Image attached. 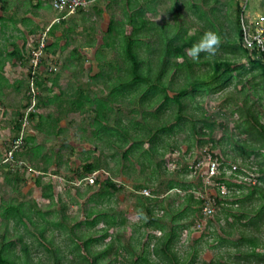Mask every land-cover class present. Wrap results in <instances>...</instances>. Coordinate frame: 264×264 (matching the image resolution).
I'll return each mask as SVG.
<instances>
[{
  "label": "rangeland",
  "instance_id": "1",
  "mask_svg": "<svg viewBox=\"0 0 264 264\" xmlns=\"http://www.w3.org/2000/svg\"><path fill=\"white\" fill-rule=\"evenodd\" d=\"M240 1L130 0L128 3L127 0H96L94 4L67 16V24L70 25L68 43L65 46L66 55L62 60L53 62L54 67L50 71L52 73H41L43 76L56 74V85L50 88L49 82L48 85H40L36 93L44 99L45 96L54 94L53 92L66 91L67 98L63 96L66 101L63 109L72 106L71 101L75 98L73 92L79 88H82L87 98L79 103L78 108L73 105L66 110H60L63 100L57 98L54 105L40 110L44 115L50 113L60 117L57 126L62 129L57 135L36 129V119L24 116L30 101L27 95L25 97V89L22 97H13L11 101L8 99L3 112L0 108V248H4L3 254L14 259L16 264H54L56 257L60 264H132L135 252L145 253L149 264H164V260L151 249L161 231L144 228L141 224L142 218L134 208L136 194H144L143 189L146 188L150 195L162 196L167 204L176 193L183 195L186 191L203 200L199 212H189L187 217L181 220L185 225L182 226L175 248L179 255L183 254L185 260L193 256L190 250L193 247L197 251L194 259L196 264L214 258L220 262L232 258L234 246L228 243L219 244L217 233L221 231V226L227 227L226 212L243 211L252 214L251 209L258 202V192L251 198H245L248 185L261 183L257 178V168L259 162L264 160V154L259 153L257 147L254 149L253 145L254 143L259 146L260 141L258 143L253 137V143H249L246 138L249 133L241 130L245 121L249 120L247 109H251L264 125V77L257 67L251 68L250 70H254L252 72H243L239 79L234 73L231 83L219 90L186 95L182 100L183 119L180 125L175 126L176 132L163 133L161 141L157 143L159 152L157 151L152 161H146L147 165L144 167L137 161H134V164L124 162L120 155L121 148L96 139L89 124L91 116L95 114L97 102L101 110V104L107 103L110 121L116 116L124 120H142L144 112V116H159L162 121L166 116L170 122L175 121L174 103H169V107H164V110L156 115V106L160 100L149 105L151 100L140 99L139 93L135 91L116 98L110 95V82L115 79L116 70L110 68L109 63L122 62L117 60L120 48L118 43H115L117 48L104 47L102 44L104 36H107L110 20H113L115 25L122 24L129 30L132 23L131 14H135L139 9L144 11L148 23L143 31L148 30L146 34L149 35L144 39L149 42L152 39V47L155 49L147 50L146 46H143L141 56L145 60L151 58L154 66L160 48L158 35L163 38L178 32V37L172 44L173 55L168 57L170 68L163 75L167 93L173 95L187 80V70L181 65L183 57H179L180 48L186 51L206 29L218 31L222 42L215 56L201 53L199 61L202 62L194 63V71L201 73L209 69L215 57L231 59L247 67L251 65L246 55L234 54L228 47L230 42H239L234 16L235 7ZM251 2L252 0L248 1L244 15L249 11ZM257 8L264 13L260 3ZM150 23L153 25L147 29ZM161 25H164L167 31L164 32L165 35L159 30ZM193 29L197 30L195 35L191 34ZM62 67L68 71L62 73ZM46 68L42 69L48 71ZM108 70H111V81L105 75ZM26 102L25 107L23 104ZM24 118L27 119L25 125ZM17 124L20 127L16 131ZM23 126L25 128L22 136L28 133L36 134L35 139L42 144V151L33 155L29 147L31 144L28 143L26 149L23 147L18 155L15 154L14 160L4 162L5 150L12 140L19 136ZM246 139L248 141L244 143L243 140ZM94 145L101 161V167L95 177L100 180L107 176L115 182L116 189L108 197L101 198L96 195L100 188L98 183L90 182L84 177H75L76 168L81 166L83 157ZM144 146L146 147L147 143ZM208 151L225 162L218 169V172L223 171L221 177L233 180L236 185L228 189L224 182L216 181L219 173L211 182L206 181V176L201 174V170L205 171L203 160L205 152ZM45 153L53 154L55 159L45 167L47 171L38 172L36 169L44 165L42 160ZM197 162L200 165L193 167ZM233 164L241 171L235 173ZM180 180H189L193 184L189 189L169 188V182ZM49 181L52 185L48 191L50 195L45 196L42 194L46 191L43 186H47ZM216 182L218 184H215ZM220 189H223L224 193ZM236 198L241 200L232 202ZM7 203H20L29 212L33 223L26 218L14 220L5 217L3 207ZM204 206H211L213 211L205 214ZM98 209L113 215L116 218L115 223L105 224L102 218L98 221ZM155 212L161 216L164 209ZM243 220L246 218H242ZM163 223L168 228L171 225L170 218ZM253 232L264 243V222L253 229ZM148 233L153 236H148ZM232 234L231 238H234L240 233L235 229ZM146 240L149 245L143 250V242ZM259 248L264 252V244H260ZM249 264H264V256L251 259Z\"/></svg>",
  "mask_w": 264,
  "mask_h": 264
},
{
  "label": "trees",
  "instance_id": "2",
  "mask_svg": "<svg viewBox=\"0 0 264 264\" xmlns=\"http://www.w3.org/2000/svg\"><path fill=\"white\" fill-rule=\"evenodd\" d=\"M49 1L51 3V6L53 7L52 0ZM127 2L129 3L130 0H127ZM94 3L95 2H93L92 4ZM261 7L264 12V0H262L261 2ZM80 9L81 8H79V10ZM54 10L57 12V19H62L67 16L64 14V12H58L56 9ZM242 12V6L237 3L235 7L234 23L236 27L235 32L237 34L239 42H230L228 43V47L234 54L238 53L246 55L251 65L247 67L245 64L234 62L231 59L215 57L210 63L209 69L204 70V72L197 73V71H194V68L192 69V66L195 62L201 63L202 61L198 60L194 62L187 55L185 49L181 47L179 51V57H183L181 65L184 66L187 70V80L184 82V84L181 85L180 88H178V91H176L177 93L173 95H169L167 93V84L163 79V75L165 71L170 68L168 57L173 55L172 44L178 37V32L172 33V35H165L164 32L167 31L165 30L164 25H161V27H159L160 32L163 33L162 35L165 36L162 38V36L158 35V38L160 39V42H158L160 43V48L157 55L158 59L154 66L151 58L149 60H145L144 57L141 56V48L143 46H146L147 50L154 48L152 47V39L150 40V42L144 39V37L148 35L146 34L148 30H146V32H144L145 30L143 31V28H146L148 23L147 19L144 16V11L139 9L135 11V14H131L130 21L132 23L129 30H126V28H124L122 24L115 25L113 20H110L107 26V36H104L102 44L104 45V47L111 46L117 48L115 43H118L117 45L120 48L117 52V60L119 62L122 61L119 64L109 63L110 68H114L116 70V76L113 81H111V70L105 72V75H107V77L111 81L110 95L116 98L119 96H124L126 94H132V92L130 91H135V93H139L140 99L151 100V102H149V105H153V102L160 100L158 101L159 104L156 106V115L157 113L163 111L164 107H169V103H174L176 106L174 116L175 121L170 122L166 116H164V121H162L159 116H144L146 115V112H144V115L141 116L142 120H124L122 117L116 116L112 119V121H110L111 116H109L107 103L103 102L101 104L103 107L101 110L100 108H98L99 105L97 102L94 108L95 114L94 116H91V121L89 124L93 136L98 140L112 143L121 148L120 155L121 159L124 162H130L134 164V161H137L140 166L144 167V165H147L146 161H152L154 155L159 152L157 149V143L161 141L160 139L161 136L163 137V133L173 134L176 132L177 128H175V126L177 124L180 125V121L183 119L182 112L184 105L182 100H184V97L186 95L202 92L208 93L210 91L219 90L222 87L226 86V84L231 83L234 73L237 79H239L241 77L239 75H241L245 71L252 72L254 70L250 69L255 67L259 69V73L264 77L263 53L255 47L248 48L242 44V29L240 22V15ZM137 19L139 20L137 21ZM53 23L49 24L48 31L53 26ZM152 25L153 23H150L147 29H150ZM48 31L47 44L45 46L44 54L45 51L47 52L49 50H52L53 47V45L48 44ZM44 54L40 58L39 66L34 73L31 72V67L29 65L27 85L25 89L27 93H25V97L26 95L28 98H30L31 96L30 93H28L31 82L35 85L36 89L40 85H48V81H50V85L48 86L49 88L56 85V74H54V76L41 75V73H49L54 67L48 64L45 65L48 71H44V69L41 70V63L44 60ZM71 54H76V52H73ZM60 92H53L54 94L45 96L46 98L44 99L38 97V93L35 94L38 99H36V102L32 109L29 110L28 116L30 118L36 119V122L34 124V127L36 129L44 132L46 131V133L49 134H59L62 129L61 127L57 126V123L60 121V117L58 115L55 116L54 114L50 113L44 115L40 110L42 108L50 106L51 104L54 105V100L57 98L63 100L62 105L59 108L60 110H66L73 107V105L74 108H78L80 107L79 103L84 100V98H87V96L83 94L82 88H79L77 89V91L73 92V95L75 94L73 97L75 98H73L72 101L70 100L72 106H67L65 107V109H63L62 106L65 104L64 102H66L64 98H67L65 96L66 91L63 90L61 93ZM154 95L156 97L152 98V96ZM24 105L26 107L27 102L23 104V106ZM250 110L251 109H247V111H249V113L247 114L249 120L245 121V124L241 130L249 133V135H246V138L249 139V143H253V137L256 138V141L258 143L260 141L259 146H256L253 143L254 149L257 147L259 148V153L264 154V151L262 150L264 149V125ZM148 113L150 114V112ZM19 127V124H17L16 131L17 129H19ZM81 128H83V126ZM35 136L36 134L34 133L25 134L21 138L18 147L19 149L17 148L18 150L15 152V154L18 155L23 147H25L26 149L28 143L31 144L29 147L33 155L39 154L40 150L42 151L43 146L36 141ZM247 139L243 140L244 143L248 141ZM146 143L147 146L145 147L144 144ZM95 150L96 145L90 148V151L92 152L89 151V153H87L86 156L83 157L81 166L76 168L75 177L82 178L95 173L94 182L100 185V188L96 195L101 198L108 197L112 195L113 190L116 189L115 182L107 176L104 179L100 180L95 177L96 172L101 167L100 158L98 154H96ZM54 159L55 158L53 154L45 153L42 160V162H44V165L37 168L36 170L38 172L47 171L46 166H49L50 161H53ZM56 163H58L57 160ZM224 164L225 162L222 161L221 165ZM230 166L231 163L229 164V167ZM232 166H235V168H233V171L235 173L241 171L240 168H238L236 165L233 164ZM257 170L259 171V175L257 176V178L261 183H249V189L245 196V198H251L256 192H258L256 195L258 202L251 209L252 214L249 215L243 211H240L239 213L233 211L226 212L225 221L227 227L221 226V231L217 233V240L219 244L228 243L229 245L234 246V249L231 252L232 258L230 260H224L223 262H220L217 258H214L209 261H201L200 264H249V261L251 259H259L264 256V252H261L259 248L260 244H264L263 240L253 232V229L259 227V225L263 224L264 222V160L262 162H259ZM222 175L223 171H219V176L217 177L216 181L224 182L228 189L230 188V186L236 185L233 180L221 177ZM198 183L201 184L200 181ZM192 184L193 183L189 180H184V182L180 180L169 182L168 186L169 188L180 187L183 189H189ZM43 187L46 189V191H43L42 194L45 196L50 195V192L48 191L51 190V182H47V186L45 185ZM161 197L162 196H159L158 194L144 195L139 192L138 194H136L134 202L135 211L140 216V218H142V226L144 228H154L161 231V234L157 236L155 244L151 247L152 252L161 257L164 260V264H196V261L194 260L197 253L195 247L190 249L193 256L190 259L185 260L183 254L179 255V253L177 252L175 244L182 226L185 225L183 222H181V220L187 217L189 212H199L201 210V203L203 202V200L199 197H195L193 193L187 191L183 195L176 193V195L171 198V201L168 204L165 203L166 201ZM239 200H241V198H236L232 202L237 203ZM161 208L164 209V212L160 216L158 215L159 213L157 214L155 212V210L160 211ZM3 214L5 217L14 220H22L26 218L29 222L33 223L29 212L25 210L20 205V203H7L3 207ZM97 216L98 221L102 218V220L105 221L104 223L108 225L115 223L116 221V218L113 217V215H108L107 211L105 210H102L101 212V209H98V214H96V217ZM167 218H170L171 220V225L168 228L166 227L165 223H163V221ZM242 218H246V220L242 221ZM235 229L240 234L237 237L231 238L233 236V230ZM148 236H153V234L148 233ZM147 245L149 244L146 240L143 242V250H145V246ZM85 247H87V244L85 245ZM3 251L4 248L1 247L0 264H16L14 259L10 258L7 254H3ZM133 253L135 254V257L132 259V264H149V258L145 253ZM54 264H60L58 257H56ZM91 264H94V262H92Z\"/></svg>",
  "mask_w": 264,
  "mask_h": 264
},
{
  "label": "crops",
  "instance_id": "3",
  "mask_svg": "<svg viewBox=\"0 0 264 264\" xmlns=\"http://www.w3.org/2000/svg\"><path fill=\"white\" fill-rule=\"evenodd\" d=\"M242 2L243 0L239 5L242 6ZM261 2L262 0H252L249 11L247 10L248 12L244 15L245 10H243L240 19L242 14L247 19L264 17V13L257 8L259 3L261 6ZM67 16L55 20L58 17L57 12L49 0H0V108L2 112L7 106L5 104L8 103V99L11 101L13 97H22L27 85L30 50L44 28L53 22L55 23L48 31V44L53 47L52 50L45 51L41 70L47 63L53 66V62L62 60L66 55L65 46L68 43L67 34L70 25L67 24L69 22ZM63 49L65 50L62 51ZM67 71L68 69L62 67V73ZM48 82L50 85V81Z\"/></svg>",
  "mask_w": 264,
  "mask_h": 264
},
{
  "label": "built area",
  "instance_id": "4",
  "mask_svg": "<svg viewBox=\"0 0 264 264\" xmlns=\"http://www.w3.org/2000/svg\"><path fill=\"white\" fill-rule=\"evenodd\" d=\"M95 0H52V5L54 9H56L58 12H64L65 15H69L70 13L76 11L79 8H85L87 6L92 5V3ZM248 0H243L242 4V9L245 10V7L247 6ZM63 15V16H65ZM57 19V18H56ZM241 29H242V44L245 47L252 48L255 47L259 49L263 55H264V48H261L258 44H256L255 40L252 41L253 46H249V40L252 39V37L256 34H264V17L259 16L258 19L256 20H251L247 19L243 14L241 16ZM49 26H47L38 36L36 44L32 47L30 51V67H31V72L34 73L37 67L39 66V61L40 58L44 54L45 46L47 44V31H48ZM30 93V103L28 110L25 113V117L27 118V115L29 113V110L32 109L36 102V87L35 85L31 82L30 83V89L28 91ZM23 119V124L25 125L27 123V119ZM25 126L21 128L19 132V136L15 139L12 140V142L9 144V147L5 151V155L3 158L4 162H7L9 160H14L15 159V152L19 149V144L21 141L22 133L24 130ZM18 148V149H17ZM203 163H205V171H202L201 168V174L206 176V181H212L214 176L219 173L218 169L222 164V160H219V157L216 156L213 152L208 151L206 152L204 156ZM197 165H200L198 162L194 164L193 167H196ZM204 165V164H203ZM235 168V166H233ZM94 174L85 176L84 178L87 179L88 181L92 182L94 181ZM203 176V177H204ZM215 184H218L216 182ZM222 186H224L222 184ZM221 188V186H220ZM143 193L146 195H150V192L144 188ZM222 193H224L223 189H220ZM213 211V208L211 206H204L203 207V212L205 214H210Z\"/></svg>",
  "mask_w": 264,
  "mask_h": 264
},
{
  "label": "clouds",
  "instance_id": "5",
  "mask_svg": "<svg viewBox=\"0 0 264 264\" xmlns=\"http://www.w3.org/2000/svg\"><path fill=\"white\" fill-rule=\"evenodd\" d=\"M196 29H193L191 34H196ZM255 40L256 44H258L261 48H264V34H256L249 40V46L252 45V41ZM222 42L221 35L218 31L214 29H206L199 38L194 41L191 46H189L186 50L187 55L191 57V59L195 62L200 60L201 53L206 55L215 56L217 53L218 47Z\"/></svg>",
  "mask_w": 264,
  "mask_h": 264
}]
</instances>
